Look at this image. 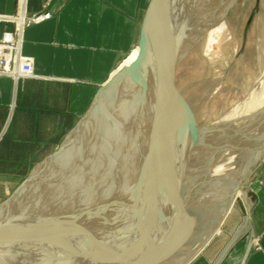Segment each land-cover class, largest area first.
I'll return each mask as SVG.
<instances>
[{
	"label": "rangeland",
	"instance_id": "374dc122",
	"mask_svg": "<svg viewBox=\"0 0 264 264\" xmlns=\"http://www.w3.org/2000/svg\"><path fill=\"white\" fill-rule=\"evenodd\" d=\"M189 1L159 0L153 21L155 37L168 39V56L160 64L167 63L165 60H170L171 52L175 53L185 42L188 45L175 65L170 62V69L167 67V88L171 84L172 96L186 105V111L167 95L166 108L173 118L170 122L165 118L171 129L163 128L160 137L157 127L161 125L155 126L156 110L164 116L158 104L160 94L155 91L160 79L154 73L148 74L151 64L147 56L145 66L137 63L114 75L70 135L28 180L22 182L20 191L0 198V229L14 231L5 225H21L27 222L21 218L26 217L30 221L21 233L43 232L58 238L57 246L46 238L30 243L2 242L0 264H27L22 261L23 257L30 264H97L98 261V264H183L185 256H192L219 235L226 217L232 219L237 209L245 215V202L249 201L253 185L264 184V172L260 169L264 161V102L259 108L247 105L250 96L264 89V0H226V4L224 0H217V5L213 4L215 0H201L206 7L204 11L196 7L199 0ZM208 2L213 5L211 13H208L211 11L210 6L207 8ZM218 5L224 7V10L218 7L219 13ZM143 13L142 9L137 20L138 40ZM209 15L214 20L206 25L210 29L204 26L210 20ZM218 24L224 27L222 37L210 34ZM193 31L198 32L197 36L189 38ZM208 38L213 43L207 54ZM128 82L134 84V91L129 95L126 93ZM136 86L140 88L136 90ZM181 118L192 126L196 135L182 127ZM151 119L155 120L154 124L150 123ZM176 120L180 132L176 134L177 159L173 162L171 149ZM148 126L152 132H157L154 137L150 130L152 135L149 134ZM175 165L176 169L167 173L168 180H163L168 188L169 180H175L180 187L173 199L166 202L167 186L159 189L164 183L154 181ZM154 168L162 169L146 183ZM56 176L61 185L56 182L53 187H47ZM155 186L158 191L154 190L152 196L158 198L163 193L164 199L153 202L148 213L142 206L149 204L143 195L150 194ZM175 200L188 215L198 217L196 232L188 239L182 235L177 221L172 223L167 219L173 215L188 224L182 215L161 211L167 209V205L170 208ZM135 209L141 212L134 215L133 223L123 232L125 237L127 233L132 237L137 235L129 243L109 247L117 239L111 234L96 236L88 232L83 238L76 237L80 229L87 231L88 227L97 228L109 223L110 219L119 220L117 217L124 211L134 212ZM115 221L116 225L118 221ZM88 237L90 242H86ZM189 240L190 243L194 241V245L189 244ZM63 242L68 245L62 247ZM76 242L81 243L75 246ZM71 246L78 248L71 250ZM84 249L91 255L97 249L96 258ZM99 250L104 251V256ZM111 252H115L114 255ZM48 257L55 258L54 263L47 260ZM88 260L91 261L86 263Z\"/></svg>",
	"mask_w": 264,
	"mask_h": 264
},
{
	"label": "crops",
	"instance_id": "0c3cea01",
	"mask_svg": "<svg viewBox=\"0 0 264 264\" xmlns=\"http://www.w3.org/2000/svg\"><path fill=\"white\" fill-rule=\"evenodd\" d=\"M21 3L26 17L49 18L22 34L35 77H0V198L18 193L88 113L136 47L143 9V0H0V39L13 31ZM245 211L226 217L219 235L183 264H264V184L253 185Z\"/></svg>",
	"mask_w": 264,
	"mask_h": 264
},
{
	"label": "bare ground",
	"instance_id": "6f19581e",
	"mask_svg": "<svg viewBox=\"0 0 264 264\" xmlns=\"http://www.w3.org/2000/svg\"><path fill=\"white\" fill-rule=\"evenodd\" d=\"M184 1V0H183ZM191 1V0H190ZM189 1V2H190ZM200 1L201 0H199L198 2V4H197V8L199 9V11L201 10H205L206 9V7L204 8V4L202 5V3H200ZM210 1V0H209ZM213 1V0H212ZM216 1L217 0H215L214 2H213V4L214 5H217L216 4ZM225 1V3H223V2H220V3H223V4H226L227 3V1H229V0H224ZM232 1H234V0H232ZM194 2V1H193ZM196 2V1H195ZM201 2H203V0L201 1ZM186 3V2H185ZM209 3V2H208ZM231 3V2H230ZM230 3H229V5H230ZM187 4V3H186ZM210 4H212V3H209V5L207 6V8L210 6ZM181 7L183 6L182 5V3H181V5H180ZM185 6V5H184ZM189 6V5H188ZM211 6H213V5H211ZM210 6V7H211ZM226 6V5H225ZM209 7V8H210ZM216 7V6H215ZM218 7H220V5H218L217 6V11H218V9H220L221 7L223 8V10H224V7L221 5V7L220 8H218ZM178 8V7H177ZM180 8V7H179ZM184 8V7H183ZM173 9V8H172ZM214 9V8H213ZM207 10H209V9H207ZM215 10V9H214ZM195 11V10H194ZM194 11H193V13H194ZM216 11V12H217ZM220 11V10H219ZM219 11L217 12V13H219ZM207 12V11H206ZM212 12V7H211V11H208V13H211ZM213 12H215V11H213ZM215 12V13H216ZM208 13H207V15H208ZM214 13V14H215ZM214 14H211V15H213V18H214ZM221 14V13H220ZM184 15H185V12H184ZM217 15L218 14H215V16L217 17ZM212 17V16H211ZM209 18H210V15H209ZM216 19V18H215ZM212 21H214L213 19H211L210 18V20L208 21V22H205V24H204V26L206 27V25H208V24H210ZM170 24V23H169ZM212 24V23H211ZM168 27V26H167ZM206 28H208V26L206 27ZM223 26L222 25H220V24H218V25H216L213 29H211L210 30V34H212L214 37H218V36H221V34H222V32H223ZM199 29V28H198ZM208 29H210V28H208ZM167 31V30H166ZM200 30H198V32H199ZM198 32H196V31H193L190 35H189V38H191L192 36L193 37H195V36H197V34H198ZM200 34V33H199ZM209 34V35H210ZM223 36V35H222ZM221 36V37H222ZM185 39H186V37H185ZM189 40V39H188ZM184 43V42H183ZM213 43V41L210 39V38H208L207 39V42H206V48H205V51H206V53L208 54L209 53V50H210V47L209 46H211V44ZM185 45H183L182 46V48H179V50H176V52L174 53V52H171V54L169 55L170 57V60L169 59H167V60H165V61H167V63L165 62V63H162V64H160L161 62H162V60H164L165 58H167L166 56H168V48H169V46H168V39L165 37V45H160V44H156L155 45V48L153 49V51H146V56H147V59H148V62L151 64V72L150 73H148V74H155V76L156 77H158L159 79H160V82L156 85V92H159V94H160V98H158L159 99V103L158 104H160V106L162 107V109H163V111H164V116H163V114L162 113H159V111L158 110H156V112H155V116H157V125H156V122H155V126H158V125H161V126H158L157 127V129H158V133H160L159 135H160V137H161V135H163V128H165V130H167L168 128H170V125L166 122V120H168L169 122L171 121V119L173 118V116L171 115V113L168 111V109L166 108V104H165V100H166V95L164 94V89L165 88H167V85H168V80H167V69L169 68L170 69V67H168L169 65H170V62H171V65H173L174 64V62L175 61H177V58H178V56H179V54H181V52H183L184 51V48L186 49V47L188 48V45L186 46V42L184 43ZM188 44V43H187ZM189 44H190V41H189ZM179 47V46H178ZM174 51V50H173ZM139 53H140V50H139V47L138 46H136V47H134L133 49H132V51L130 52V54H128V56L126 57V59L121 63V65L116 69V71L110 76V78L108 79V81H107V83H105V86L108 84V82H109V80L110 79H112L113 77H114V75H116L119 71H121V70H123V69H131V67H133V65H135L136 64V62H137V60H138V58H139ZM174 55V57H172ZM177 56V57H176ZM165 57V58H164ZM172 57V58H171ZM176 58V59H175ZM173 59H175L173 62H172V60ZM166 65V66H165ZM162 68H161V67ZM156 67H158V70L156 69ZM168 67V68H167ZM160 68V69H159ZM165 69H166V71H165ZM131 72V71H130ZM123 74V73H122ZM127 76V75H126ZM128 77V76H127ZM152 77H153V75H152ZM130 80V79H129ZM132 81V80H131ZM117 82V81H116ZM134 84H132V85H129V82H128V87H127V89H126V93H127V95H129V92L130 93H132L133 91H134V86H133ZM104 86V87H105ZM131 86V87H130ZM139 87V86H138ZM138 87L136 86L135 87V89L136 90H138ZM140 88V87H139ZM153 89V88H152ZM154 90V89H153ZM258 91V90H257ZM256 91V92H257ZM252 93V92H251ZM126 95V96H127ZM249 99V101H247V102H249L247 105L248 106H250L251 108H259V106H261L262 105V103L264 102V89L261 91V92H258V93H254L252 96H250V98H248ZM137 104V103H136ZM247 106V107H248ZM246 107V108H247ZM89 112V111H88ZM151 112V111H150ZM123 113H124V110L123 111H121L120 112V114H119V118H122V115H123ZM150 115V117H151V114H149ZM161 117H162V119H161ZM152 118V117H151ZM165 118H166V120H165ZM153 119V118H152ZM151 119V120H152ZM164 120V121H163ZM103 121V120H102ZM154 121L155 120H152V121H150V123L151 122H153V124H154ZM163 121V123L161 124V122ZM116 123H117V121H116ZM85 124H89V123H86L85 122ZM150 126H152L153 127V125L152 124H150ZM149 127V126H148ZM176 127H177V132L179 133L180 131H178L179 129H180V127H179V125H178V121L176 120V122H175V125H174V130L176 129ZM147 128V127H146ZM145 128V129H146ZM150 129H148V131L150 130L151 131V127H149ZM171 129V128H170ZM152 130H153V128H152ZM144 131H146V130H144ZM147 131V132H148ZM150 131H149V134H150ZM147 132H145V133H147ZM151 133H153V137H154V131L152 132L151 131ZM155 134H157V132L155 133ZM150 135H152V134H150ZM150 135H148L149 137H150ZM144 135L142 134V137H143ZM145 137V136H144ZM146 138V137H145ZM151 139V138H150ZM159 139V138H158ZM143 140V139H142ZM152 140V139H151ZM162 140V138L160 139V141ZM87 152V151H86ZM76 156V155H75ZM78 159V158H77ZM80 159V158H79ZM78 159V160H79ZM177 159V158H176ZM81 160V159H80ZM77 163H79V162H77ZM76 164V163H75ZM177 164H179V163H177ZM176 166L177 165H175L174 167L172 166V168H170V167H168L167 169L168 170H166V173L164 172V174H162L163 176H160L159 178H158V180H157V178H156V180L154 181V182H163L164 183V181L169 177L168 176V171H170V169L171 170H173V169H176ZM77 167V166H76ZM74 168H75V166H74ZM159 169H162V168H154V169H152L151 170V172H150V175L147 177L148 179L146 180V183H150L151 182V180H153V176L155 177V175H157L156 173H158L157 171L159 170ZM76 170V169H75ZM163 171H165L164 169H163ZM162 171V172H163ZM71 172H72V170H71ZM170 173V172H169ZM70 174H72V173H70ZM69 176V178H70V175H68ZM64 177H66V175L64 176ZM56 178H57V176L54 178V180H53V182H52V184H51V186H49V184H47L48 186L47 187H53L55 184H56V182L57 183H60V182H58L59 181V178H58V181H56ZM151 178V179H150ZM165 178V180H163ZM65 180H66V178H65ZM168 180V179H167ZM166 180V181H167ZM174 181L175 180H169L168 182L170 183L169 184V188H168V184H166V182L164 183V184H162L161 186H159V189H164V187L166 188V186H167V189H166V192H165V198H166V202H170L172 199H173V197L175 196V194H176V192L178 191V189H179V187H180V185H177L176 183H174ZM153 182V181H152ZM173 182V183H172ZM145 184V183H144ZM173 185V187H172V185ZM58 185V184H57ZM56 185V186H57ZM59 185H61V183L59 184ZM99 185V184H98ZM55 186V187H56ZM146 185H144V187H145ZM151 186H152V184H151ZM154 186V185H153ZM152 186V187H153ZM59 187V186H58ZM64 187V186H63ZM57 188V187H56ZM60 188V187H59ZM58 188V189H59ZM57 189V190H58ZM62 189V188H61ZM60 189V190H61ZM153 190L150 192V194H148V195H146L145 197H144V195H143V198H145V199H147V201H148V203L149 204H147V205H142V206H145L146 208V210H148V209H150L151 208V206H152V203L154 202V203H156V202H159V201H163V200H161V199H164V198H162V195H163V193H162V195H157L158 196V198L157 197H155V196H152V192L154 191V190H157L156 189V186H155V188H152ZM241 189V188H240ZM25 192H26V190H24ZM145 191V190H144ZM158 191V190H157ZM156 191V194L158 193ZM66 192V191H65ZM50 193V192H49ZM68 193H69V191H68ZM160 193H161V191H160ZM47 194V192L45 193V195ZM237 194V193H236ZM50 195H52V193L50 194ZM54 196H55V194H54ZM163 196V197H164ZM44 198H45V196H44ZM44 198H43V200L42 201H44ZM53 198V197H52ZM51 198V199H52ZM50 199V198H49ZM171 199V200H170ZM170 200V201H169ZM165 201H164V203H166ZM163 204V203H162ZM140 203L138 204V207H140ZM165 205V204H164ZM168 207H169V205H167ZM167 207V208H168ZM114 210V209H113ZM112 210V211H113ZM120 211V210H119ZM143 211H145V210H143ZM137 212L138 213H140L141 211H138V209H135L134 210V213H136L137 214ZM150 212H151V210H150ZM149 212V210H148V213H150ZM156 212V211H155ZM122 213V212H121ZM145 213V212H144ZM142 214V213H141ZM145 215V214H144ZM159 215V214H158ZM176 215V214H175ZM117 216H118V213H117ZM143 216V215H142ZM157 216V215H156ZM155 216V217H156ZM165 216V215H164ZM159 217V216H158ZM170 217H172V218H170ZM143 217H141V219H142ZM21 219H27V222L26 223H23V224H21V225H17L16 223H14V225H5V226H7V227H9V228H14V231L16 232V231H18V232H20V230H22V229H25L26 228V226H28V224H29V221H30V219H28V218H26V217H22ZM163 219V218H162ZM168 219V221H170V222H172L173 220L176 222L177 221V223L179 224V227H180V229L182 230V232H183V234L182 235H186L187 236V233H188V231H189V226H188V224H186V223H182L181 221H178L177 220V218L176 217H174L173 215L172 216H169V218H167ZM1 220V219H0ZM139 221V220H138ZM141 221V220H140ZM147 222H148V220H147ZM104 223V222H103ZM117 223V222H116ZM139 223V222H138ZM173 223V222H172ZM64 224H62V226H63ZM4 226V225H3ZM2 227V226H1ZM6 227V228H7ZM88 226H86V228H87ZM137 227V226H136ZM145 228V227H144ZM147 228V227H146ZM132 229V228H131ZM4 230V229H3ZM130 229H128V231H129ZM142 230V229H141ZM143 230H145V229H143ZM149 230V229H148ZM140 231V230H139ZM146 232V231H145ZM152 233V232H151ZM90 240H89V239ZM87 239L88 240H86V242H90L91 241V238L90 237H88ZM105 238V237H104ZM92 239H94V238H92ZM106 239V238H105ZM66 241V240H65ZM67 241H69V242H71L70 240H67ZM109 241V240H108ZM82 242V241H81ZM81 242H76V243H73V244H75V246L76 245H78V243H81ZM93 242V241H92ZM110 242V241H109ZM52 243H54L56 246H57V241H54V242H52ZM85 242L83 241V243L82 244H84ZM94 243H95V241H94ZM176 243H178V241L177 242H175L169 249H171V248H173L174 247V245L176 244ZM62 244V247H64V246H66V245H68V243L66 244H64V242L63 243H61ZM63 244H64V246H63ZM73 244H71V245H73ZM93 244V243H92ZM60 245V244H59ZM87 245H89V244H87ZM91 245V244H90ZM89 245V246H90ZM94 245V244H93ZM81 246V245H80ZM105 246V245H104ZM62 247H61V249H62ZM82 247H84V248H86L85 246H82ZM98 247V246H97ZM48 248H50V246L48 247ZM71 248H74V246H71L70 247V249ZM78 248V247H77ZM77 248L75 249V250H77ZM88 248H90V247H88ZM88 248H86V249H88ZM64 249V248H63ZM81 249V248H80ZM79 249V250H80ZM86 249H84L85 251V253H86ZM104 249H105V247H104ZM71 250H73V249H71ZM78 250V251H79ZM83 250V249H82ZM91 250V249H90ZM67 251V250H66ZM95 251V250H94ZM96 251H98L97 249H96ZM96 251L94 252L95 254H96ZM99 251H101L102 252V254H103V250H99ZM169 251V250H168ZM84 252H82V253H84ZM88 252V251H87ZM90 252H88V254H89ZM99 253V252H98ZM114 253L115 252H111L110 254H112V255H114ZM80 254V253H79ZM79 254H77L78 256H79ZM92 253H90L89 254V256H95V254L94 255H91ZM98 255V254H97ZM100 255H101V253H100ZM38 256V255H37ZM81 256H83V255H81ZM103 256H104V254H103ZM49 257H52V256H49ZM48 257V258H49ZM83 257H86L85 256V254H84V256ZM82 257V258H83ZM98 257V256H97ZM38 258H39V256H38ZM87 258L89 259V257H88V255H87ZM94 258H96V256L94 257ZM100 258V257H99ZM54 259L55 258H49V259H47V260H52V262L54 263ZM91 259H93L92 257H91ZM98 259V258H97ZM46 260V261H47ZM83 260V259H82ZM87 260V259H86ZM86 260H84L83 262H85ZM100 260V259H99ZM23 261V260H22ZM36 261V260H35ZM91 261V260H90ZM89 260L86 262V263H89L90 262ZM95 261V263L98 261H96V259L94 260ZM48 262V261H47ZM25 263V262H24ZM80 263V262H79ZM92 262H90V264H91ZM99 263V261L97 262V264ZM37 264V263H36ZM38 264H40V263H38ZM83 264V263H82ZM85 264V263H84ZM94 264V263H93Z\"/></svg>",
	"mask_w": 264,
	"mask_h": 264
},
{
	"label": "water",
	"instance_id": "95a60500",
	"mask_svg": "<svg viewBox=\"0 0 264 264\" xmlns=\"http://www.w3.org/2000/svg\"><path fill=\"white\" fill-rule=\"evenodd\" d=\"M158 1L159 0H143V12L144 13H143V17H142L140 35H139V40H138V47H139L140 53H139V58L136 62V64L138 63L141 66H145L147 63L146 62V60H147L146 59V51L149 50V48L154 49L156 44L165 45V39L162 36H159L158 38L155 37L156 33H155V30L153 27V21H154L156 11L158 8L157 7ZM175 63H176V61L174 62V65H175ZM164 91H165L164 94L166 96L168 95V96H170V98L171 97L174 98V96H172V94L170 92L171 91V84L168 86V88H165ZM174 99L178 103V105L182 108V110L186 111V109H187L186 105L180 99H178V98L177 99L174 98ZM188 113H189V111H188ZM179 116L180 115L178 114L177 117L180 121ZM189 117H190V115H189ZM181 125L183 128L190 131V133H192L193 135H196L192 126H190L188 123H186L184 121V119H182V118H181ZM176 134H177V127L174 130V136H173V142L174 143H173L172 149H171L173 162L176 161V153H177ZM200 205H201V202H198L197 206H200ZM161 211L167 212V213H169V215L174 214L175 212L180 213L182 215L183 220L185 222H187L188 226H189V231H188L187 236H186L187 239L190 235H192V233L194 232V230L197 227L198 217L188 215L186 209L180 205L179 201L175 200L170 208H167V209L162 208ZM135 214L136 213L131 212V210H126L123 212V214H121L120 216L117 217L120 219L116 220V221H118L116 223V225L113 224L115 220L110 219L109 223L101 224L97 228L96 227H88L87 231L80 229L79 233L76 235V237L83 238L84 235L88 234V232L91 234H96V236L111 234L114 237H116L117 239L115 240L114 243L109 244V247L110 246L113 247L114 245H116L118 243H125L128 241L131 242L134 239V237H136L137 235L135 234L132 237V236H129V233H127L126 235H128V236L125 237V236H123V232H126L128 225L133 223V218H134ZM44 238H46L45 240H51V241H57L58 240V238H56V237H52L48 234H44L43 232H39V231H29L27 233H21V232H14V231L0 229V243H2V242L6 243V244H7V242H11V244L12 243H19V242L20 243H28V242L30 243L33 241L37 242L39 240H44ZM101 246L102 245H100V247ZM98 247H99V245H98ZM22 260L24 262H26L27 264H30L27 258L23 257Z\"/></svg>",
	"mask_w": 264,
	"mask_h": 264
},
{
	"label": "built area",
	"instance_id": "2783aa9c",
	"mask_svg": "<svg viewBox=\"0 0 264 264\" xmlns=\"http://www.w3.org/2000/svg\"><path fill=\"white\" fill-rule=\"evenodd\" d=\"M19 15L13 19L14 29L5 33L0 39V77H8L14 83L24 78L35 77L32 72V61L21 54L22 34L26 27L49 18L47 12L32 17L24 14L21 3Z\"/></svg>",
	"mask_w": 264,
	"mask_h": 264
}]
</instances>
